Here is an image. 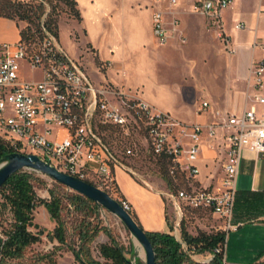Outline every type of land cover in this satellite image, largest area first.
I'll return each instance as SVG.
<instances>
[{
  "label": "built area",
  "instance_id": "obj_1",
  "mask_svg": "<svg viewBox=\"0 0 264 264\" xmlns=\"http://www.w3.org/2000/svg\"><path fill=\"white\" fill-rule=\"evenodd\" d=\"M2 1L25 6L38 2ZM178 3L152 0V32L159 46L166 45L170 37L165 11ZM232 4L233 0H193L191 4L192 12L206 19L207 27L214 30L227 53H234V48L223 27V14ZM48 10L45 5L38 33L21 26L15 43L1 44L0 137L19 153L29 150L57 170L108 190L115 183V167L136 175L127 159L138 157L144 150L154 159L167 161V174L173 182L179 177L183 180V186L175 192H165L178 221L182 209L189 206L216 215L225 233L235 229L232 217L240 155L243 150L264 154V117L257 116L250 106L240 115L215 111L217 119L208 125L188 124L111 83L95 87L84 65L70 60L57 35L43 25ZM171 24L176 27L178 19L173 18ZM233 27L240 30L245 26L237 22ZM254 46L264 50V38ZM20 60L27 61L31 70L41 68L43 79L26 82L20 76ZM250 72L257 91L254 98L264 103L260 92L264 61L252 63ZM208 108V101H202L197 112ZM203 133L210 149L221 148L225 154L223 176L213 189L194 183L198 174L194 159ZM119 202L125 210L131 209L127 200ZM223 250L224 245H219L213 253L223 254Z\"/></svg>",
  "mask_w": 264,
  "mask_h": 264
},
{
  "label": "crops",
  "instance_id": "obj_2",
  "mask_svg": "<svg viewBox=\"0 0 264 264\" xmlns=\"http://www.w3.org/2000/svg\"><path fill=\"white\" fill-rule=\"evenodd\" d=\"M75 2L80 20H62H75L81 24L82 15L77 0ZM149 2V5L152 4V0ZM192 2L193 0H179L176 7L165 11L170 37L164 46L157 45L154 40L151 7L143 9L147 12L146 23H139L137 14L133 10L128 11L122 2L116 10L120 16L114 25L115 32L122 31L123 36L134 42L137 48L134 53L115 49L109 56L110 62L102 61V53L95 51L105 79L113 82L120 73L124 75L125 68L131 63L137 66L139 64L142 71H145L144 67L148 62L151 67L171 66L174 56L181 53L188 71L192 75L196 71L197 82L192 79L176 81L172 78L163 83L156 81L148 86L146 83V87H143L147 89L143 90L141 96L150 105L158 110L168 111L174 118L188 124L208 125L217 119L215 111L240 115L250 106H254L257 116L264 117V103H259L254 98L257 91L250 72L252 63L264 61V50L254 46V43L264 38V0H233L232 6L224 12L223 27L231 37L234 53L224 51L214 30L207 27L206 19L192 12ZM173 18L178 19L176 27L171 24ZM237 22H242L245 27L234 29L233 25ZM19 36V22L0 15V55L1 44H13ZM182 38L185 39L184 42L181 41ZM92 67L94 66L91 65ZM92 73L96 74L94 69ZM121 85V89L125 91L123 80ZM260 92L264 97V74ZM202 101H208L209 108L197 112ZM208 140L206 133H203L199 153L194 159V165L198 169L194 183L196 187L213 189L223 176L225 154L221 148L210 149ZM114 177L120 193L131 205V210L135 212L144 230L171 233L161 190L139 184L131 173L121 167L114 168ZM234 201L232 222L236 228L226 231L224 264L264 262V154L256 155L248 150L241 152L235 178ZM195 255L204 256L205 259L199 261ZM191 258L200 263H209L212 253H192Z\"/></svg>",
  "mask_w": 264,
  "mask_h": 264
},
{
  "label": "rangeland",
  "instance_id": "obj_3",
  "mask_svg": "<svg viewBox=\"0 0 264 264\" xmlns=\"http://www.w3.org/2000/svg\"><path fill=\"white\" fill-rule=\"evenodd\" d=\"M150 0H77L78 6L82 15V23L78 24L77 21H65L64 18H70L69 9L60 0H50L48 7L52 10L53 16L57 19V41L68 58L74 62H79L84 65L87 74H90V81L95 87H100L105 83L117 85L122 88L121 80L125 83L123 87L126 92L135 94L139 99L147 102L141 96L144 87L153 82H165L174 78L176 81L183 79H192L197 82L196 71L192 75L188 71L187 65L184 62V58L181 53L174 56L173 62L170 65L152 66L146 63L142 71L135 63H131L125 68L124 75L121 73L116 77L113 82L105 79L104 72L97 63L95 51H99L103 55L102 61L110 62V55L116 49V51L130 50L134 53V49L137 46L134 42H131L126 36H123L122 31L115 32L116 23L118 22L120 14L116 11L121 3L124 2L126 9L133 10L137 14L138 21L146 23L147 12L143 9L149 5ZM153 12V11H152ZM60 21V23H59ZM59 24V25H58ZM20 27H24L23 22H19ZM84 29V30H83ZM153 33V32H152ZM154 37V35H153ZM156 42V39L154 37ZM158 45V43L156 42ZM94 48V49H92ZM21 73L20 76L26 82H39L43 79V71L41 68H35L31 70L27 61L20 60ZM87 65V66H86ZM91 65L94 67L91 68ZM159 67V68H158ZM88 68V70H87ZM93 69L95 73H92ZM144 86V87H143ZM148 103V102H147ZM162 111V110H160ZM167 112L168 111H163ZM172 117L173 115L169 113ZM23 153H32L29 150H25ZM136 172L133 178L141 185L151 189L161 190L162 197L165 202L166 215L169 224L172 226L171 234L177 239L181 240V228L179 226L177 213L174 205L170 202V199L165 195V192H175L177 188L183 186V180L179 177L176 182H173L172 186H167L165 181L161 177L159 170V163L152 159L144 150L141 151L138 157H132L127 159ZM29 172H34L40 179L44 181V184L35 183V190L40 198L48 199V188L52 186V179L42 175L32 169H24ZM66 188V187H65ZM67 191H70L66 188ZM109 195L116 200H119L118 193L114 189H104ZM64 209L62 211V217L66 225V244L60 245L56 240H50L46 236V231H52L54 223L50 220L46 209L42 205H38L33 211V222L45 230L41 236L40 241L29 246L24 255L19 259L18 264H79L75 261L73 254L68 247L78 246V240L74 231L75 218L80 219V215L73 212L72 206L65 201ZM181 219L184 221V225L187 231L195 235L199 231L206 233H212L222 230V221L209 211H193L189 208L182 209ZM11 221V215L8 210L0 211V237H3V229L8 227ZM93 224L102 225L107 227L113 235V237L121 243L126 251V257L132 262L138 264H144V251L140 244L133 238L123 223L112 213L101 208L96 217L89 218ZM32 231H36L37 228H31ZM108 237L100 231L94 240L90 243L91 255L99 261H104L99 254V246L102 243H107ZM130 247L133 248V253H130ZM199 261L205 259L204 256H194ZM137 259V260H135ZM187 264V263H185Z\"/></svg>",
  "mask_w": 264,
  "mask_h": 264
},
{
  "label": "trees",
  "instance_id": "obj_4",
  "mask_svg": "<svg viewBox=\"0 0 264 264\" xmlns=\"http://www.w3.org/2000/svg\"><path fill=\"white\" fill-rule=\"evenodd\" d=\"M60 1L69 9L70 18L80 20L75 0ZM49 4L50 0H38L36 4L30 6L2 1L0 2V14L23 22L25 24L24 30L33 29L38 33L41 29L40 17L45 12V5L49 6ZM48 8L43 25L57 35V19L56 16H53L50 7ZM14 152L18 151L13 149L7 140L0 137V162L5 155ZM148 155L151 157L150 154ZM152 159L159 163L161 177L167 186H172L173 181L167 174V161L159 158ZM87 182L94 185L90 181ZM35 183L44 184V181L34 172L22 169L9 176L0 186V211L8 210L11 215L8 227L3 229L4 236L0 237V264H18L26 249L40 241L45 230L38 228L33 222V211L38 205H42L46 209L50 220L54 223L53 230L46 231L47 238L56 240L61 246L66 244V223L62 217L65 201L72 206L73 212L81 216L80 219L75 218L76 225L74 226L78 246L76 248L72 245L68 247L75 261L79 264H130V259L126 257L128 251L113 237L111 231L105 226L89 221L92 216H97L102 207L78 193L67 191L63 185L53 180L52 186L48 188L49 198H40L36 193ZM112 189L118 193L119 189L116 183H113ZM119 194L120 198L118 199H125L120 191ZM184 208L193 211H207L189 206ZM128 212L138 226L143 229L135 212L131 209ZM166 220L171 232L172 226L169 224L167 215ZM179 226L181 228V241L169 232L143 229L153 247L156 264H223V254L213 253V251L217 246L224 245L226 235L224 231L219 230L212 233L199 231L192 235L187 231L182 219ZM32 227L37 228V230L32 231ZM100 231L107 235L109 241L99 246V254L104 260L102 262L96 260L90 251V243ZM182 244H185V247ZM129 252L133 253L132 247H130ZM204 252L213 253L209 263H200L191 258L192 253L202 254ZM253 264H264V262L259 261Z\"/></svg>",
  "mask_w": 264,
  "mask_h": 264
},
{
  "label": "water",
  "instance_id": "obj_5",
  "mask_svg": "<svg viewBox=\"0 0 264 264\" xmlns=\"http://www.w3.org/2000/svg\"><path fill=\"white\" fill-rule=\"evenodd\" d=\"M22 169H32L41 173L70 191L90 199L106 211L115 215L142 247L144 251V264H156L153 247L144 230L138 226L131 214L123 208L120 202L106 191L84 180L57 170L55 167L42 161L36 154L19 152L5 155L0 162V186L9 176ZM130 264H132L131 260Z\"/></svg>",
  "mask_w": 264,
  "mask_h": 264
}]
</instances>
